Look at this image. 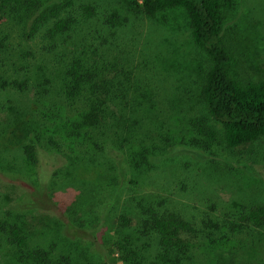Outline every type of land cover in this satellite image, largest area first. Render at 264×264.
I'll use <instances>...</instances> for the list:
<instances>
[{"label":"rangeland","instance_id":"rangeland-1","mask_svg":"<svg viewBox=\"0 0 264 264\" xmlns=\"http://www.w3.org/2000/svg\"><path fill=\"white\" fill-rule=\"evenodd\" d=\"M30 1L45 7L49 17L54 13L55 20H72L65 36L74 45L85 50L91 45L108 46L131 57L134 84L147 97L142 131L159 127L154 134L175 145L154 170L135 173L123 164L120 154L113 160L118 169L112 173L91 166L88 171L96 168L104 174L97 184L78 176L83 167L41 150L34 174L10 180L16 188H7L16 211L25 215L32 243L53 247L57 254L76 261L73 264H123L116 254L109 255L107 241L113 238L109 232L136 240L141 212L154 208L178 214L196 232L185 264H264V225L255 230L239 226L247 236L230 250L212 241L216 240L214 226L221 230L247 209H264V137L237 148L225 145L222 127L210 118L200 99L207 58L192 43L185 11L173 9L147 17L136 0ZM223 1L230 8L222 13L221 38L234 58L236 75L245 82L264 80V0ZM85 7L90 8V17ZM30 24L26 29L9 19L0 29L11 33L12 48L21 44L45 54L46 26L32 42L24 35L29 34ZM5 143L0 140V168L19 167L21 153L5 149ZM113 161L107 168L113 167ZM5 198L0 188V201ZM124 219L129 220L128 226L121 223Z\"/></svg>","mask_w":264,"mask_h":264},{"label":"trees","instance_id":"trees-1","mask_svg":"<svg viewBox=\"0 0 264 264\" xmlns=\"http://www.w3.org/2000/svg\"><path fill=\"white\" fill-rule=\"evenodd\" d=\"M136 1L147 17L173 9L185 11L192 43L207 58L200 99L210 118L222 127L225 145L237 148L264 137V80L240 79L234 58L221 38L222 13L230 8L227 2ZM38 6L30 0H0V27L15 19L27 29L31 21L29 34L24 35L32 42L43 27L47 30V45L42 49L45 54H36L21 44L12 48L11 33L0 29V140L7 142L5 149L22 155L19 167L0 168V184L6 186L0 187L6 193L0 201V264L76 263L64 253L57 254L53 247L33 244L23 221L25 215L16 211L13 196L9 200L7 188H16L9 181H21L24 173L34 174L41 150L83 167L78 176L97 184L104 174L96 168L88 171L91 166L112 173L118 169L113 160L120 154L127 169L141 173L157 169L175 148L154 134L160 132L159 127L142 131L146 117L141 112L147 97L134 84L137 77L132 58L114 52L106 41V47L91 45L88 50L74 45L65 36L73 21L55 20L54 13L49 17L47 9ZM83 9L90 17V8ZM27 116L30 119L21 123L20 119ZM112 161L115 168H107ZM9 173L11 177L6 178ZM28 200L31 206V196ZM140 215L136 240L109 232L113 236L107 241L109 255L116 254L123 264H185L188 245L197 238L190 223L178 214L159 213L154 208L144 209ZM121 223L128 226L129 220ZM263 225L264 209H247L223 229L214 226L216 240L212 241L230 250L247 236L239 226L255 230Z\"/></svg>","mask_w":264,"mask_h":264}]
</instances>
